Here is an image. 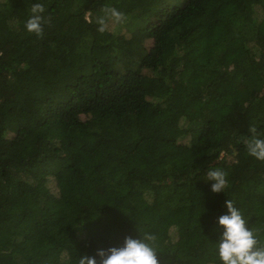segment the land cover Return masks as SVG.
Returning <instances> with one entry per match:
<instances>
[{
  "label": "trees",
  "instance_id": "16d2710c",
  "mask_svg": "<svg viewBox=\"0 0 264 264\" xmlns=\"http://www.w3.org/2000/svg\"><path fill=\"white\" fill-rule=\"evenodd\" d=\"M105 6L126 19L101 33ZM252 127L264 0H0V264H77L145 233L160 264H221L225 200L264 241Z\"/></svg>",
  "mask_w": 264,
  "mask_h": 264
},
{
  "label": "clouds",
  "instance_id": "9594fccd",
  "mask_svg": "<svg viewBox=\"0 0 264 264\" xmlns=\"http://www.w3.org/2000/svg\"><path fill=\"white\" fill-rule=\"evenodd\" d=\"M44 5L34 3L30 8V16L25 22V29L40 35L43 31ZM124 13L114 7L105 6L97 17L98 31L103 33L123 23ZM250 137L246 141L248 155L256 160L264 161V135L255 127L249 129ZM207 180L211 181L213 193L222 192L228 186L227 173L219 168L206 172ZM226 212L217 217L220 229L218 239L213 243L216 257L221 264H264V241L247 226L246 219L239 208L231 200H225ZM156 236L145 233L134 238L125 236L119 246L97 249L95 255L80 254L77 264H160Z\"/></svg>",
  "mask_w": 264,
  "mask_h": 264
}]
</instances>
